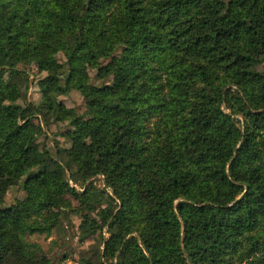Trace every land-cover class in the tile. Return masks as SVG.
Masks as SVG:
<instances>
[{"label": "trees", "instance_id": "obj_1", "mask_svg": "<svg viewBox=\"0 0 264 264\" xmlns=\"http://www.w3.org/2000/svg\"><path fill=\"white\" fill-rule=\"evenodd\" d=\"M70 212L77 264H264V0H0V264Z\"/></svg>", "mask_w": 264, "mask_h": 264}, {"label": "rangeland", "instance_id": "obj_2", "mask_svg": "<svg viewBox=\"0 0 264 264\" xmlns=\"http://www.w3.org/2000/svg\"><path fill=\"white\" fill-rule=\"evenodd\" d=\"M60 59H64L61 54H59ZM29 87L22 92V97L16 102L19 105H24L29 101H36L38 99L37 87L34 84V73L36 71L35 66H26ZM92 81L99 83L94 79L93 75L95 73L94 69L89 70ZM60 99L69 109H75L78 113H82L84 110L82 92L77 90H72L66 95L60 96ZM72 113V112H71ZM69 128L67 120L50 123L48 126L44 127L43 132L36 137L37 142L40 144L41 148L49 150L51 154L56 153L57 147H67L69 145L68 141L63 135V132ZM93 188L104 187L103 180L101 176L95 177L92 181ZM25 196V192L21 189L19 185L11 187L5 195L4 205H10L15 202L16 199H22ZM72 204L76 205V202L72 200ZM69 218L71 223L67 221H62V227L54 230L51 235L46 236L45 234H33L27 236L29 242L38 243L43 252L47 255L52 262L56 263L60 257L64 254L68 255L66 260L67 264H77L81 251L86 249L92 241L86 240L81 242L78 240V225L80 223L79 216L75 213L70 212ZM105 235V233L103 232Z\"/></svg>", "mask_w": 264, "mask_h": 264}]
</instances>
